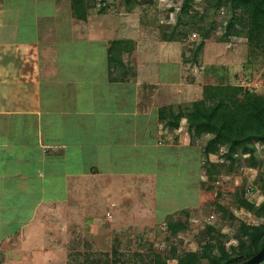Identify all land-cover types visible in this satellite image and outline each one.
Listing matches in <instances>:
<instances>
[{"label": "rangeland", "instance_id": "obj_1", "mask_svg": "<svg viewBox=\"0 0 264 264\" xmlns=\"http://www.w3.org/2000/svg\"><path fill=\"white\" fill-rule=\"evenodd\" d=\"M101 1L92 2L95 7L87 19L73 18L79 23L73 30V46L77 53L87 52L93 40L100 43L91 44L89 62L99 64V57L105 52L101 44L108 48L112 40L132 39L136 47L132 51H122L123 62L133 67L136 73L143 68L160 73L162 82L159 84L165 89L164 101L161 98L160 102L163 104L169 98L167 101L180 104L183 111L192 107L195 101L204 99V89L208 85L241 86L244 92L264 95V45L248 40L245 23L231 21L242 14V10L235 14L228 7L218 8L215 0H193L189 15L196 14L197 20L203 19L198 20L197 26L186 25L182 32H178L174 26L169 27L170 22L175 21L170 8L180 9L181 0H152L153 3L143 4L133 13L119 11V5L112 3L113 6H107L106 12L100 14L98 11L104 5ZM35 2L37 9L42 5L49 10V43L60 39V34L61 38L65 33L71 36L67 29V22L71 20L68 8L71 0H19L23 38H30L29 28L35 26L36 10L33 12L30 6ZM10 15L12 18V13ZM199 27L211 30L207 38L203 37ZM0 34L4 35L2 31ZM103 60L108 66L107 58ZM140 78H137L136 87L142 90L145 80L141 78L140 81ZM141 92L149 94L148 91ZM187 122V119L181 120L180 126L184 129L179 128L171 140L176 146L175 155L170 153L173 147L169 149L166 145L164 148L169 154H160L162 158L159 159L157 151L163 150L160 147L155 149L159 164L165 157L166 161L159 165V169L155 167L162 172L156 171V175L145 180V190H139L140 194L136 195L131 193L125 200L119 197L118 202L101 196L94 199L92 193L89 195L92 198L88 196L81 200L78 208L76 206L75 212L81 211L80 222L69 220L68 224L60 214L50 217L49 212L39 213L38 228L32 231L36 236L28 234L26 237L23 232L10 237L7 234L23 223L20 221L30 207L26 203L12 206L9 200L4 202L1 212L9 216L3 218L0 229L3 264H85L94 257L100 259L95 264H178L172 251L179 256L191 252L198 255L203 253L204 244L210 242L213 253L218 255L219 245L233 251V246L246 243L247 237H236L240 235L242 223L257 225L264 222V218L240 203L243 196L256 205L264 200V143H249L255 148V158L262 162L261 165L253 167L242 157L231 166L225 161L226 145L206 158L203 149L208 135L196 136L186 128ZM103 151L105 154L98 155L99 159L102 157L100 164L103 166L108 168L112 162L115 169L134 168L130 166L132 157H117L107 153L106 149ZM89 156L92 159L93 153ZM150 156L152 159L154 153ZM144 159V164L149 165L150 159ZM153 162L156 164V159ZM133 180L129 176L125 183L130 185ZM118 181L113 180V187H109L113 192L119 189L121 181ZM59 190L61 192L53 190L51 195L64 196V189ZM128 200L140 206L134 207L137 204L131 205ZM121 203L131 205L130 212L125 211ZM62 208L58 203L56 213ZM46 219L49 225H43ZM174 223H177L176 227ZM209 225L215 228L212 232L215 237L210 238ZM202 263L208 264V258Z\"/></svg>", "mask_w": 264, "mask_h": 264}, {"label": "crops", "instance_id": "obj_2", "mask_svg": "<svg viewBox=\"0 0 264 264\" xmlns=\"http://www.w3.org/2000/svg\"><path fill=\"white\" fill-rule=\"evenodd\" d=\"M17 2L0 0V33L4 34L0 36V229L3 218L9 216L1 212L2 204L7 200L12 206L26 203L30 211L22 217L23 223L7 235L25 232L22 235L27 237L36 236L32 231L38 228L39 213L60 214L69 224V220L79 221L81 211L76 213V206L92 193L94 199L101 196L116 202L119 197L125 200L131 193L140 194L139 190L146 189L145 180L160 171L155 167L163 165L166 157L159 164L161 156L169 154L164 146L173 147L170 153L176 154L171 140L184 128H164L159 123L161 107L180 105L169 98L160 102L165 90L159 84L160 73L133 69L126 81H111L103 60L107 58L104 43L99 64L89 62L91 44H100L97 41H91L87 52L77 53L74 48L73 30L79 18L73 19L71 6L67 22L71 36L65 33L61 38L60 34V39L49 43V10L42 5L37 9L35 2L30 4L36 10L35 26L29 28L30 38H23ZM139 77L145 80L142 90L136 87ZM159 147L164 152L157 151L158 157L161 154L157 160ZM103 149L117 157H132L134 168L115 169L112 162L108 168L103 166L98 156L105 154ZM144 157L150 159L149 165L144 164ZM129 176L134 178L131 186L125 183ZM115 179L121 183L113 192L109 187ZM59 189H64V196L51 195ZM58 203L63 208L56 213ZM120 205L130 212L131 205ZM43 225H49V220Z\"/></svg>", "mask_w": 264, "mask_h": 264}, {"label": "trees", "instance_id": "obj_3", "mask_svg": "<svg viewBox=\"0 0 264 264\" xmlns=\"http://www.w3.org/2000/svg\"><path fill=\"white\" fill-rule=\"evenodd\" d=\"M93 1L98 0H71L73 16L79 19H87L89 12L95 6ZM180 9L170 8L175 17L169 27L174 26L175 30L183 31L184 26H197L196 14H190V5L193 0H181ZM218 8L228 7L235 14L243 11L231 21L243 22L247 25V37L251 43L264 45V0H215ZM103 6L98 13L106 12L107 6L119 5L121 10L133 13L146 3H153L152 0H102ZM196 19V21H195ZM203 37L207 38L211 30L208 27L202 28ZM178 31V32H179ZM171 38V37H169ZM172 39V38H171ZM202 42L198 47L202 46ZM135 48L132 39L112 40L107 48L108 70L111 81H126L128 74L133 67L123 62L122 51H132ZM242 95V96H240ZM187 119L186 128L193 131L196 136L208 135V141L203 149L206 158L216 154L222 145L228 147L225 153V161L234 165L239 159L245 157L250 165L257 167L262 162L255 158L256 150L249 146L251 141L264 143V95L252 91H243L241 86L233 85H208L204 89V99L195 101L192 107L183 111L180 105L165 106L159 109V120L164 128H181L180 122ZM249 155V156H247ZM247 156V157H246ZM224 161V162H225ZM264 188V182L262 184ZM242 207L254 212L258 217L264 218V200L256 205L243 196L240 199ZM222 207V206H220ZM177 223L173 226L176 227ZM210 238L215 237V228L208 226ZM239 237H247V242L233 246V251H228L219 245L220 253H213V244L206 242L202 254L188 253L185 256L176 255L172 251V257L178 260V264H203L204 258H208V264H241L255 255L264 245V222L261 224L242 223ZM100 260V259H99ZM99 260L88 259L85 264H95ZM160 263V262H159ZM0 264H3V254L0 250ZM160 264H166L162 262ZM264 264V262L262 263Z\"/></svg>", "mask_w": 264, "mask_h": 264}, {"label": "water", "instance_id": "obj_4", "mask_svg": "<svg viewBox=\"0 0 264 264\" xmlns=\"http://www.w3.org/2000/svg\"><path fill=\"white\" fill-rule=\"evenodd\" d=\"M264 262V245L263 247L251 258L247 259L241 264H262Z\"/></svg>", "mask_w": 264, "mask_h": 264}]
</instances>
